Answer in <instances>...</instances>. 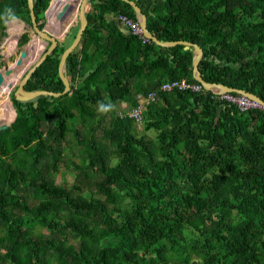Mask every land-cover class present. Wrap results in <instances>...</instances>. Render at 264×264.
I'll return each mask as SVG.
<instances>
[{"label":"trees","instance_id":"16d2710c","mask_svg":"<svg viewBox=\"0 0 264 264\" xmlns=\"http://www.w3.org/2000/svg\"><path fill=\"white\" fill-rule=\"evenodd\" d=\"M68 1L55 2L51 20ZM135 1L160 40L203 48L207 81L264 99V0ZM53 3L35 0L41 28ZM119 13L138 19L124 0H89L67 58L69 92L25 101L13 93L8 107L18 78L0 95V121L17 111L0 132V264H264V108L204 87L162 91L168 80L199 82L194 47L125 33ZM15 18L33 28L28 0H0V39ZM79 27L25 89L64 90L59 63ZM20 28L14 21L9 32ZM29 39L26 31L18 43ZM153 91L142 133L118 104L132 108ZM68 161L75 181L57 182Z\"/></svg>","mask_w":264,"mask_h":264},{"label":"water","instance_id":"95a60500","mask_svg":"<svg viewBox=\"0 0 264 264\" xmlns=\"http://www.w3.org/2000/svg\"><path fill=\"white\" fill-rule=\"evenodd\" d=\"M128 3H130L134 10L137 13V16L140 20L141 27L144 30L145 35L151 39V41L162 45V46H173L176 44H183L185 46V49H189L191 46L194 47V57H193V74L194 78L202 83L205 89L211 90L214 93H231V92H238L242 94L243 96L247 97L251 102H256L259 107L264 108V99L260 96L256 95L255 93H252L250 91H247L246 89H240L236 87H231L229 85L218 83V82H209L207 81L199 68L200 60L202 59L204 55L203 48L198 43H193L188 40H167L163 41L160 40L156 35H154L147 26V15L143 12L140 5L135 0H124ZM74 1L69 0L66 4L64 3L63 9H61L58 13L59 19H64L69 12H71L75 7ZM89 0H81L80 1V7H79V23L80 27L78 29V32L73 40V42L63 51L60 63H59V75L61 79L64 82L65 88L63 91H51L46 89H37V90H27L25 89V85L27 84L28 80L31 78L32 74L35 72V70L46 60L49 54L52 53V51L57 47L60 40L57 36H55L53 33L49 32L46 29L47 25H44L43 28H41L38 24L37 20V14L35 11V0H28V5L30 8V16H31V22H32V30L35 32L37 36L42 38L46 41V48L41 53L40 57L34 62V64L25 72V74L20 78L19 83L15 90V96L18 100H30L32 98H35L39 95H53V96H60L64 93H67L71 90V84L69 77L66 74V63L67 58L69 54L79 45L83 32L86 29L88 25V18L86 15L87 5ZM11 21V20H10ZM27 26H30V24L27 23ZM8 28V27H7ZM121 29L125 33L131 32L130 29L121 24ZM20 37V35L18 36ZM33 40V39H32ZM32 40H29L25 47L21 50L19 57L16 59V61L13 63V65L6 66L3 70L0 71V85L5 81V79L10 76L13 72H16L17 70L21 69L25 65V61L28 60L30 56V48L28 45L32 42ZM17 116V111H16ZM15 118L9 123V122H2L0 123V132L6 130L9 128L11 123L16 119Z\"/></svg>","mask_w":264,"mask_h":264},{"label":"rangeland","instance_id":"374dc122","mask_svg":"<svg viewBox=\"0 0 264 264\" xmlns=\"http://www.w3.org/2000/svg\"><path fill=\"white\" fill-rule=\"evenodd\" d=\"M56 1L57 0H54V3L51 6V10H50L49 16L47 15L48 10H49L48 7H46L45 10H44L45 19H46L45 20V25H47L46 28L48 27V24L50 23V20H51V18L53 16V13H54V10H55V2ZM80 1L81 0H79V1L78 0H74L73 3L75 5L74 6L75 8L72 10L73 12L71 11V16H73L72 14H75V16H74V18L72 20H69L70 23H69V25H68V27H67V29H66V31L64 32L63 35L60 36V34H59V32H60V28L59 27L63 24V18L59 19L58 17H56L53 20H51V22H56V26H55L54 30L52 31V33L59 38L60 43L65 42L66 39L70 36V34L72 33L71 27L76 26L79 23V7H80L79 4H80ZM74 11H76V13ZM58 20H59V22H57ZM14 21L17 22L18 24H20V26H21L20 32L17 33V35L16 34L11 35V33L9 32V25L12 22H14ZM7 26H8L7 34L0 39V71L3 70L8 65H13V63L19 57L21 50L25 47V44L24 45H19V43H18L19 42V37L18 36L19 35L21 36L24 32H26V31L29 32V36H30L29 40H32V39L39 40L40 41L39 44H38L39 47L43 46V49L42 50H38V51L30 49V56H29L28 60L25 61V65L23 67L22 72L21 73H19L20 71L17 72V73L15 72V74L9 76V77L14 79V77L16 75H18L16 77V80L19 78L17 83L15 84V86L13 87L12 91L9 94V104H8V107H9L11 102L13 104L11 96H12L13 93H15V90H16V87H17V85L19 83L20 78L34 64V62L40 57L41 53L45 50L47 43H46L45 40H43L42 38L37 36L35 34V32L32 30V28L30 26H27V23L21 18H15V19H12L11 21H8V25ZM28 47H29V45H28ZM40 48H42V47H40ZM16 80H14L13 83ZM13 106H14V104H13ZM118 107H119V111H120L121 114L127 113L129 111V109H130V107L128 106V103L127 102H123V101L118 104ZM14 108H15V106H14ZM8 119H9V115H8L7 120H4V121L6 122V121H8ZM4 121H0V123H2ZM42 121H43L44 125L47 126L48 122L46 121L45 117L43 118ZM138 129L140 130V132L143 133V130H144L143 129V125L138 126ZM76 139L77 138L75 137V135L71 132L70 135H69V139H68L67 143L65 144V151H67V152L71 151L70 146L68 144L69 143H74V141ZM76 174L77 173L75 172V166L72 165V163L70 161L63 162L62 164H60V170L56 174V181L57 182H61L63 179H65V180H67V182L73 183L75 181ZM39 230L45 231V229H38V231Z\"/></svg>","mask_w":264,"mask_h":264},{"label":"built area","instance_id":"2783aa9c","mask_svg":"<svg viewBox=\"0 0 264 264\" xmlns=\"http://www.w3.org/2000/svg\"><path fill=\"white\" fill-rule=\"evenodd\" d=\"M114 17L120 24L127 26L133 34L138 35L144 41H151V39L145 35L144 30L141 27L139 18L134 19L125 13H119ZM203 87L204 86L200 82H193V81H189L187 78H181V79L168 80L164 82L160 88L162 91H171L174 89H180V90L191 89L193 91H198L201 90ZM156 95L157 92L155 91L149 93L148 95L138 94L137 95L138 104L130 108L129 111L127 112L129 116L135 119L138 126H141L143 124V111L146 108V105L149 102L156 100ZM221 95L229 100L238 102L242 108L258 106L256 102H251L247 97L243 96L242 94H240L239 96H234L230 93H223Z\"/></svg>","mask_w":264,"mask_h":264},{"label":"bare ground","instance_id":"6f19581e","mask_svg":"<svg viewBox=\"0 0 264 264\" xmlns=\"http://www.w3.org/2000/svg\"><path fill=\"white\" fill-rule=\"evenodd\" d=\"M79 1V0H78ZM73 12V11H72ZM67 15H71V12H69ZM64 20H65V18L63 19V22H64ZM57 22H59V20L57 21ZM55 26H56V22H50L49 24H48V27L46 28L49 32H51L52 33V31L54 30V28H55ZM13 35V34H12ZM17 35V34H16ZM12 40V39H11ZM39 40H36V39H33L32 40V42L29 44V48L31 49V50H36V51H38V50H42L43 49V46H40V47H42V48H40L39 47ZM15 44V43H14ZM12 51V50H11ZM22 70H23V68H21V69H19V70H17L16 71V73L17 72H19V73H21L22 72ZM18 73V74H19ZM13 74H15V72H13L11 75H13ZM10 75V76H11ZM18 75H16L15 77H14V79L13 78H11V77H7L6 79H5V81L0 85V95L2 94V93H4L8 88H9V86L13 83V81L14 80H16V77H17ZM13 77V76H12ZM10 83V84H9ZM245 100V99H244ZM16 110V109H15ZM9 121V120H8ZM7 121V122H8Z\"/></svg>","mask_w":264,"mask_h":264},{"label":"flooded vegetation","instance_id":"af4514ba","mask_svg":"<svg viewBox=\"0 0 264 264\" xmlns=\"http://www.w3.org/2000/svg\"><path fill=\"white\" fill-rule=\"evenodd\" d=\"M12 20V19H11ZM10 21V20H9Z\"/></svg>","mask_w":264,"mask_h":264}]
</instances>
